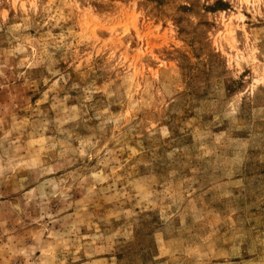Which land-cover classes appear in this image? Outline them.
<instances>
[{
	"label": "rangeland",
	"instance_id": "obj_1",
	"mask_svg": "<svg viewBox=\"0 0 264 264\" xmlns=\"http://www.w3.org/2000/svg\"><path fill=\"white\" fill-rule=\"evenodd\" d=\"M0 264H264V0H0Z\"/></svg>",
	"mask_w": 264,
	"mask_h": 264
}]
</instances>
